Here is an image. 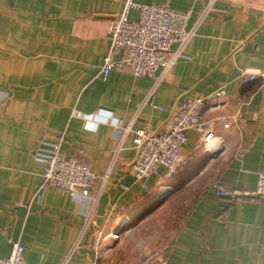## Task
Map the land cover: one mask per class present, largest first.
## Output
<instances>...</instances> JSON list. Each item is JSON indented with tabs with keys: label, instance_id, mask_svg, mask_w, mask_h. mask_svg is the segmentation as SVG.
<instances>
[{
	"label": "crops",
	"instance_id": "obj_1",
	"mask_svg": "<svg viewBox=\"0 0 264 264\" xmlns=\"http://www.w3.org/2000/svg\"><path fill=\"white\" fill-rule=\"evenodd\" d=\"M133 1L188 11L194 27L153 92L158 108L145 102L152 78L100 75L126 0H0V256L12 238L22 264H156L157 255L164 264H264V198L217 197L213 187L253 192L264 171V0H215L204 16L208 0ZM221 86L225 102L210 112L218 150L208 154L187 131L188 162L171 176L160 168L145 190L131 172L132 143L114 153V125L161 128L184 96ZM56 145L99 175L109 170L88 222L95 186L84 196L49 185L31 201L43 179L36 152Z\"/></svg>",
	"mask_w": 264,
	"mask_h": 264
},
{
	"label": "built area",
	"instance_id": "obj_2",
	"mask_svg": "<svg viewBox=\"0 0 264 264\" xmlns=\"http://www.w3.org/2000/svg\"><path fill=\"white\" fill-rule=\"evenodd\" d=\"M214 1L208 0L202 16L211 9ZM132 9L137 12L134 20L129 18ZM188 16V11L174 10L167 4H143L126 0L122 11L110 21V44L100 67L101 77L105 79L112 70H118L126 71L134 77L152 78L153 84L146 93L145 102L158 108L152 104L153 92L165 74L183 56L194 35V27L187 28ZM117 52L122 55L115 59L114 54ZM259 75L246 74L244 80L252 81ZM225 94V88L221 86L208 96H184L177 103L172 115L158 129L146 124L142 128L131 130L129 126L116 123L114 130L117 133V144L114 153L123 147L126 140L132 143L136 154L131 162V172L135 181L147 190L145 179L156 174L160 168L165 169L166 176H171L188 162L190 156L185 151L187 131H196L208 154L218 150L222 140L214 135V119L210 117V112L224 104ZM206 103L210 107H205ZM71 113L73 116H80L76 108ZM237 117H240V113L217 119L227 123ZM36 157L43 164V179L32 194L31 201H40L49 185L63 194L74 195L79 192L84 196L95 186L92 205L86 215L88 222L99 195L106 187L109 170L99 175L88 164L74 157L62 156L58 145L45 152H36ZM213 187L217 197L227 194L231 197L254 195L264 198V171L257 173L253 192L227 190L219 182H215ZM8 243L10 251L8 255L0 256V264H22L23 246L12 238H8ZM155 258L156 264H164L163 256L157 255Z\"/></svg>",
	"mask_w": 264,
	"mask_h": 264
},
{
	"label": "water",
	"instance_id": "obj_3",
	"mask_svg": "<svg viewBox=\"0 0 264 264\" xmlns=\"http://www.w3.org/2000/svg\"><path fill=\"white\" fill-rule=\"evenodd\" d=\"M222 198H230V196L225 194V195L222 196Z\"/></svg>",
	"mask_w": 264,
	"mask_h": 264
}]
</instances>
